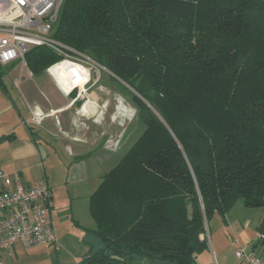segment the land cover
<instances>
[{
	"label": "trees",
	"instance_id": "16d2710c",
	"mask_svg": "<svg viewBox=\"0 0 264 264\" xmlns=\"http://www.w3.org/2000/svg\"><path fill=\"white\" fill-rule=\"evenodd\" d=\"M53 36L131 87L145 128L90 197L83 264H199L216 215L264 207V0H65Z\"/></svg>",
	"mask_w": 264,
	"mask_h": 264
},
{
	"label": "crops",
	"instance_id": "0c3cea01",
	"mask_svg": "<svg viewBox=\"0 0 264 264\" xmlns=\"http://www.w3.org/2000/svg\"><path fill=\"white\" fill-rule=\"evenodd\" d=\"M3 66L7 68V71L3 78L4 86L0 85V168L6 170L14 182L20 181L25 186L46 183L51 188L53 226L59 248L42 245L27 249L22 242L18 241L1 254V260L4 264H83L91 251L101 245L92 233L96 229V222L90 212V197L102 182L104 173H99L100 180L89 191L85 188L88 186L87 181L78 182L76 168L72 165V177L69 175L68 181L66 180L71 184L67 187L66 194V190L63 191V184L56 183L53 187L50 183L53 179L48 178L49 163L57 165L58 162V155H54L55 148H52L45 139H43L44 143H41L38 138L43 132H53L57 138L65 141V148L70 151L72 150L70 142H76L77 150H72L71 153L74 154L76 161L85 159L88 155L81 153L88 152L89 146L97 142L82 137L76 124V116L78 114L89 121L97 114L96 122H99L97 119L102 113L98 103L94 101L96 104L93 107L88 106L86 110L83 109L86 105L84 104L76 114L72 112L71 106L76 105L77 100L72 104L64 103L49 108L42 97V95L46 97L45 93H41L40 99L36 96L33 102L24 101L23 94L26 98L33 94L37 86L34 80L42 77L45 72L35 76L22 61ZM56 66L48 71V78L43 76L41 79L42 82L51 79L55 84L51 89V95L55 99H60V96L67 97L73 87L84 86L85 80L89 79L88 75L85 78H79L72 73L66 78ZM17 67H20L18 69L23 70L24 73L20 86L15 77ZM80 69L82 72V67ZM49 72L54 75L59 85ZM7 77L14 88L7 84ZM20 95L22 98L19 97ZM121 104L128 108L119 99L115 116L122 112V117H128L121 110ZM65 114L68 116H65L64 121L62 115ZM36 116L38 122L33 119ZM113 121H116L114 116ZM108 142L110 141L105 139L104 149L107 155L101 158L102 163H105L104 159L111 151L108 150ZM86 154H91V151ZM85 172L84 168L83 173ZM78 176L80 178V175ZM82 191H86L87 194L85 195ZM263 218L264 207L248 208L242 200H238L225 217L216 215L208 227V248L198 255L199 264H242L236 256V250L239 247H245L259 256H264V239L260 238L258 232Z\"/></svg>",
	"mask_w": 264,
	"mask_h": 264
},
{
	"label": "built area",
	"instance_id": "2783aa9c",
	"mask_svg": "<svg viewBox=\"0 0 264 264\" xmlns=\"http://www.w3.org/2000/svg\"><path fill=\"white\" fill-rule=\"evenodd\" d=\"M64 1L0 0V63H26V54L32 48H53L63 56L53 66L69 62L82 67V72L76 71L79 72V78L89 76L84 86L73 87L68 93L70 94L76 88L86 91L97 62L54 38L55 26ZM55 80L58 83L56 78ZM52 197L53 193L48 184L25 186L20 181L14 182L9 173L0 168V264H4L1 254L18 241L27 249L42 245L59 248L53 226ZM260 238L264 237L260 235ZM236 256L242 264H264V256H259L245 247H239Z\"/></svg>",
	"mask_w": 264,
	"mask_h": 264
},
{
	"label": "rangeland",
	"instance_id": "374dc122",
	"mask_svg": "<svg viewBox=\"0 0 264 264\" xmlns=\"http://www.w3.org/2000/svg\"><path fill=\"white\" fill-rule=\"evenodd\" d=\"M18 68L20 67H17V76L15 77L16 82L19 83L20 86L24 73L23 70L20 71V69ZM24 68L26 69V67ZM56 68L60 70V72L64 74L66 78L70 73L78 76L79 72L76 71L81 70V67L73 65L69 62H62L58 64ZM48 70L44 75H42V77L47 76ZM93 70L94 72L92 75V81L86 86V91H81L79 88H76L67 95L68 98L60 96V99H55L54 97H52L51 89L52 86H55V84L51 81V79H48L49 81L47 82H42V77L34 80L37 83V86L36 89H34L33 94L28 95V98H26L23 94V100H28L30 102H33V99H35L36 96H39V99L43 97L46 105L49 108L56 107L64 103L68 105L72 104L73 101H78L77 103H75L76 105H74L73 107L71 106V108L73 109L72 112H76V114L77 111L81 109L83 105L86 104V102H88L89 100L96 101L98 103L99 110L102 113V119L100 122H96L97 114L89 120L90 122L84 120V117H81L78 114L76 116V124L79 127L78 130L81 132L80 134L83 135L82 137L88 138L90 139V141L97 142V144L89 146L88 152L91 151V154H86L88 152L81 153L88 155L85 159L76 161L74 154L71 153L72 150H77L76 142H70L72 148V150L70 151L69 149L65 148V141H63V139L60 140V138H57L53 132H43L42 135L38 138L40 139L41 143H44L43 139H45L50 143L52 148H55L54 155H58V162L57 165L49 163L50 169L48 170V178L53 179L50 181L53 187L54 185H56V183L63 184V191L66 190V194L68 191L67 187H69L71 184L67 182V176L69 177L70 175V177H72L71 172L73 168H76L77 174L80 175V178L78 175L76 177L78 179V182L82 183V181H87L88 186H86L85 188L86 190L91 191L94 185H97V181L100 180L98 179L100 178L99 173L105 174L110 169H112L121 159V157L135 143V141H137V139L145 129L137 119V110L131 102V95L129 94V90H132V88L121 80L117 79L108 69L98 63L96 65V68H94ZM46 78H48V76ZM6 82L10 87L14 88L9 77L6 78ZM41 93H45L46 97L43 95L41 97ZM73 93L75 94L72 96ZM19 97L22 98L21 95ZM119 99H121L123 103L128 107L130 116H121L118 117L116 121H113V116H115L117 112ZM66 115L67 114L62 115L63 120ZM33 119L38 122L37 117H33ZM105 139H108V141H110L107 143V145L108 150L111 151L108 154L107 158L104 159L105 163H102L100 161L101 158L107 155V151L104 149ZM53 161L56 160L53 159ZM84 168L87 173H83ZM82 192L85 195L87 194L86 191ZM66 199L68 198L66 197ZM68 201L70 202L71 200Z\"/></svg>",
	"mask_w": 264,
	"mask_h": 264
},
{
	"label": "bare ground",
	"instance_id": "6f19581e",
	"mask_svg": "<svg viewBox=\"0 0 264 264\" xmlns=\"http://www.w3.org/2000/svg\"><path fill=\"white\" fill-rule=\"evenodd\" d=\"M95 104H96V103H95L94 101L90 100L89 102L86 103V105H85V107H84L83 109L86 110V109L88 108V106H89V107H93ZM120 108H121L122 111L125 112V114H126L127 116H128V115L130 116V114H129V109H128V108H125V107L123 106V104L120 105ZM121 114L123 115V113L120 112L119 114H117L116 116H114V119L116 120L118 117H121V116H122ZM101 119H102V115H100V116L98 117L97 120L100 122Z\"/></svg>",
	"mask_w": 264,
	"mask_h": 264
},
{
	"label": "water",
	"instance_id": "95a60500",
	"mask_svg": "<svg viewBox=\"0 0 264 264\" xmlns=\"http://www.w3.org/2000/svg\"><path fill=\"white\" fill-rule=\"evenodd\" d=\"M192 217H193V207H192V204H189L188 205V218L192 219ZM258 232H259L260 235H262L264 237V218H263V221H262V223H261V225L259 227Z\"/></svg>",
	"mask_w": 264,
	"mask_h": 264
}]
</instances>
